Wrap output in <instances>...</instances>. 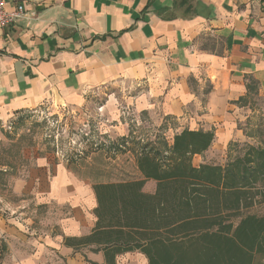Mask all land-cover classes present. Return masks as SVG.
<instances>
[{
    "label": "crops",
    "instance_id": "obj_1",
    "mask_svg": "<svg viewBox=\"0 0 264 264\" xmlns=\"http://www.w3.org/2000/svg\"><path fill=\"white\" fill-rule=\"evenodd\" d=\"M5 2L25 14L0 31V264H105L104 253L65 240L92 233L95 186L116 182L8 143L3 129L23 112L133 83L138 107L174 123V136L212 131L204 155L226 151L245 140L240 124L264 96V0Z\"/></svg>",
    "mask_w": 264,
    "mask_h": 264
},
{
    "label": "trees",
    "instance_id": "obj_2",
    "mask_svg": "<svg viewBox=\"0 0 264 264\" xmlns=\"http://www.w3.org/2000/svg\"><path fill=\"white\" fill-rule=\"evenodd\" d=\"M173 138L161 147L123 138L109 149L134 154L142 179L96 185V225L86 237L66 239L67 247H93L105 264L134 253L148 264H255L264 257V216L248 212L264 204V148L250 146L223 167L195 166L214 132ZM148 182L156 184L153 193L145 192Z\"/></svg>",
    "mask_w": 264,
    "mask_h": 264
},
{
    "label": "rangeland",
    "instance_id": "obj_3",
    "mask_svg": "<svg viewBox=\"0 0 264 264\" xmlns=\"http://www.w3.org/2000/svg\"><path fill=\"white\" fill-rule=\"evenodd\" d=\"M142 88L133 83H115L89 92L80 106H44L36 111L23 112L8 121L3 129L8 143L20 148L30 144L56 152L69 166L80 171L96 172L95 177L105 182H131L142 179L132 153L109 152L118 140L133 138L141 143L172 144L174 123L162 120L153 112L138 107ZM251 114L240 127L245 140L229 145L226 151L197 156L194 165L225 166L243 156L250 146L264 148V96L250 102ZM17 147V144L16 146ZM129 144L128 148H132ZM17 152V150H13ZM156 184L147 183L145 192L153 193ZM264 216V204L248 211ZM255 264H264L257 256ZM119 264H148L139 253L120 257Z\"/></svg>",
    "mask_w": 264,
    "mask_h": 264
},
{
    "label": "built area",
    "instance_id": "obj_4",
    "mask_svg": "<svg viewBox=\"0 0 264 264\" xmlns=\"http://www.w3.org/2000/svg\"><path fill=\"white\" fill-rule=\"evenodd\" d=\"M24 14L25 5L23 3H21L14 12H9L5 0H0V31L19 22L20 19L24 17ZM2 237L4 239V235H2Z\"/></svg>",
    "mask_w": 264,
    "mask_h": 264
}]
</instances>
